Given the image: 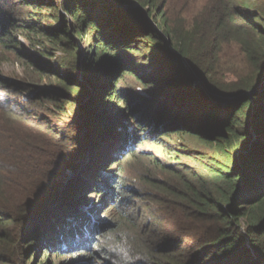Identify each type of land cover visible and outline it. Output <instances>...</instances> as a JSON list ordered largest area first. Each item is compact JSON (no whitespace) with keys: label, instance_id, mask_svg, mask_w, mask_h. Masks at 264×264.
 I'll list each match as a JSON object with an SVG mask.
<instances>
[{"label":"trees","instance_id":"1","mask_svg":"<svg viewBox=\"0 0 264 264\" xmlns=\"http://www.w3.org/2000/svg\"><path fill=\"white\" fill-rule=\"evenodd\" d=\"M14 2L34 11L27 12V23H17L9 19L10 13L0 3L1 48L13 44L12 50L20 54L14 48L13 31L40 32L32 26L34 17L39 15L38 20L42 21L48 16L58 21L63 12L82 24L75 31L70 27L71 33L82 41L75 44L65 27L43 28L54 35L48 41L59 46L70 60L63 59L59 69L51 70V77L46 71L26 66L34 75L31 83L10 84L0 75V90L16 91L15 101L9 95L0 101V143L7 145L13 138L24 146L15 157L10 155L9 164L0 156V169L15 170V180L0 170V187L20 190L21 201L27 206L22 213L8 216L0 205V262L32 263L41 252L43 261L33 264H54V256L63 259L59 264H115L114 257L100 250L99 242L105 230L119 226L134 230L141 238L140 252L147 257V264H264L262 9L248 7L245 2L237 5L234 0H215L188 37L179 39L165 20L166 0H117L115 4L111 0ZM35 10L54 13L46 15ZM233 40L239 44L252 72L248 78L236 79L227 86L215 81L217 64L213 59L225 42ZM132 52L147 59L141 57L136 64L125 60L123 54ZM146 62L154 68L153 73L139 75L135 69ZM103 65L108 71L114 70L102 72ZM64 67L65 72H59ZM125 76L134 78L151 98L119 90L117 85ZM48 78L54 79L56 86H45ZM40 85L45 87L39 88ZM36 91L37 96L31 99ZM25 94L32 105L38 104L55 119L42 117L36 108L24 107ZM190 106L192 111L188 110ZM33 123H57L55 126L62 131H68L72 124L85 123L74 125L71 133L87 128V134L92 132L95 139H100L102 132L111 131L109 135H113L117 147L114 155L107 158L102 154L103 146L93 145L97 158L91 159L86 182H81L74 197H70L74 199L72 205L64 204L63 209H58L54 221L45 224L40 233L31 234L28 226L15 234L9 228L23 225L24 218L36 211L45 198L50 196L49 202L56 201L57 196L51 194L59 188L47 170L59 157L52 158L44 152L42 161L52 159L38 164L32 143L37 144L34 141L40 136L39 124L35 128ZM17 129L29 136L20 140ZM172 136L194 139L209 147L214 155H189L201 163L189 172L154 162L167 176L146 178L140 192H129L122 181L123 158L137 157L138 147L150 140L165 147L164 137L170 142ZM105 145L109 146L108 142ZM72 148H77L75 142L69 143L68 149ZM24 152L34 153L32 162H23ZM110 162L116 171L105 169ZM87 190L119 209L114 222L104 230L88 223L104 205L92 206L89 214L76 207L82 205ZM159 223L163 225L157 226Z\"/></svg>","mask_w":264,"mask_h":264},{"label":"rangeland","instance_id":"2","mask_svg":"<svg viewBox=\"0 0 264 264\" xmlns=\"http://www.w3.org/2000/svg\"><path fill=\"white\" fill-rule=\"evenodd\" d=\"M214 1L215 0H166V8L164 9L166 15L165 20L168 22V25L171 27V29L175 31L174 33L179 39H186L188 37V34L194 30L196 23L199 21L201 22V17L206 12L207 7ZM111 2L115 4L117 0H111ZM242 2H245L248 7L262 9V11L264 12V0H234V3L237 5H240ZM0 3L10 13L9 19L17 23H27V20H29V18L27 17V12L34 11L32 9H26L28 8V6L23 7L19 6L18 4H14V0H0ZM35 12L40 11L35 10ZM40 13L49 15V13L54 12L42 10ZM47 17L48 16H46V18H43L42 21L38 20L39 15L34 17L35 24H33L32 26H34L40 32L30 33L22 29L13 31L12 38L15 40L16 45V47L14 46V48L18 49V51L21 52L20 54H18L16 50H12L13 44H10V47L8 48L0 47V75L3 76L4 79L9 81L10 84L19 82L31 83L32 79L30 77H33L34 75L27 71L26 66H34V69L46 71L48 77H51L53 73L51 70L53 68L59 69V65H61L63 59L70 60V56L65 55L63 51H61L59 46H57L53 42L48 41V39L50 37H54V35L52 33L48 34L46 31H44V29L52 27L55 30H60L62 27H65L67 28V30H69V33L72 34L70 31V27L71 30L75 31L76 28L80 29L82 24L72 21L68 17L67 12H63L58 15V21ZM53 33H55V31H53ZM71 36L74 42H76L75 44H81V39H78L76 36H74V34H72ZM170 45H172L171 41ZM123 55L125 60H132L131 62H133L134 64L140 62L142 58L147 59L146 56L142 57L141 55H138L134 52ZM213 60L217 64L215 81L219 82L222 85L228 86L229 83L239 78L246 79L252 72V68L247 64L245 56L243 55L239 44L235 40H233V42H225L222 45L220 52ZM139 66V68L135 69L137 70V73L139 75H148L149 73L151 74V72L153 73L152 70L154 68L150 67L151 65H149V62H146L144 66L142 64ZM101 67L103 69L102 72L108 71L106 70V65H103ZM64 69L65 67L63 69H60L59 72H65ZM112 69L113 68H110L108 72L112 71ZM55 84L56 81L54 79L48 78L44 85L56 86ZM44 85H40L38 87L44 88ZM200 85L202 88H204L201 83ZM117 88L121 91H124V93H138L143 97H147L149 99L151 98L149 94L144 90V88L140 86L134 78L128 76H125L119 81ZM15 92L16 91L13 88L0 90L1 103V99L6 100V95H9L10 99L15 101ZM22 94H24V92ZM37 94L38 91L33 94L31 99L36 97ZM90 94L92 93L90 92ZM90 96L91 95H89V98ZM22 97V99L24 100L25 98L26 101L24 102L26 103V106L24 107L29 106L31 107V109L36 108L42 117L49 116L46 111L42 110L38 106V104L32 105L28 95L25 94ZM188 110L192 111V106H190ZM155 115L156 113L153 114V117H155ZM49 119H55V117L49 116ZM80 120L82 122V117H80ZM33 124V127L35 128L39 124L37 133H39L40 136L37 140L34 141L37 144L32 143L34 150L36 151L35 154H37L38 164H46L50 162L54 156L59 157L55 161L52 169H50L46 165L47 170L49 171V176L51 177V180H53L52 182L56 181L59 184V188L58 192L55 191L53 192V194H51L53 196H57L56 201L52 199L51 201L53 202H49V200L51 199L50 196L49 198H45L36 211L24 218L23 222L21 223H24L23 225L20 226L19 224H17L9 228L10 231L14 232L15 234L19 230V228L25 230V228H27L28 226H30L31 228V234L34 235L40 233L45 224H47L49 221H54L55 214H58V209H63L64 204L72 205L74 199L70 197H74L73 194L75 193L78 185L81 182H86L89 177V173L91 172V170L87 171L89 165L91 164V159L93 161L97 158L95 155L96 152L93 151V145L103 146L102 154L105 157L107 156V158L114 155L113 152L117 147L116 140L113 139V135H109L111 131L102 132L100 139H95L94 133L91 134L92 132L87 134V128H83L81 131H77V133H71V131H74V125H85V123L72 124V128L68 125L70 127L68 131H62L61 129L58 130V127L55 126V124L57 123ZM170 125L171 124H169L168 126ZM110 128H112V126ZM238 131L240 130L238 129L237 132ZM17 133V136L20 140L29 136V133H26L22 129H17ZM165 138L166 137H164L163 139V144L165 147L154 144L150 140L148 142H143L140 147H138V150L136 151L137 157H133L130 159L123 158L122 166L124 169V174H122V181L126 183L128 189L130 190L129 192H134V190L132 189L140 192L143 188L142 185L146 184V178L163 179L167 176L164 171L159 170L155 167L156 165L154 162H160L164 165L173 166L179 171L189 172L190 169L198 168L201 165L199 161H195V159L189 158V155L196 156L200 153H204L207 157L214 155L213 151H210L209 147L202 143H198L194 139H191L189 137L188 140H184L181 139L180 136H172L169 137L170 142H168L169 140H166ZM103 139H106L105 142L102 141ZM70 142H75L77 144V148L68 149ZM107 142L109 146L105 148V144ZM20 147L24 149V146H21L20 142L13 141V138H9V142L7 143V145H2L0 143V156L6 158L7 160H5V162L9 164L10 155L11 157H15V155H18L21 150ZM183 147H185V149ZM108 149H110L109 153H107ZM169 150L182 151L183 154L179 155L177 152L170 153ZM44 152H46V155L52 157L50 158V160H48V162L42 161L41 159V156L45 155ZM24 153L25 156L23 162H32V156L34 155V153ZM39 154L41 155L39 156ZM177 156H179V161H177ZM102 159L103 157L100 158V160ZM97 160H99V158ZM178 162H180L181 165H178ZM93 163L94 162H92V164ZM108 168H112L111 172L117 170V167L113 168V162H110L109 165H106L105 169L108 170ZM0 170L15 180V170L11 172H7L4 169ZM83 176H85L84 179H82ZM3 182L8 183L4 180ZM67 189H71V191H66ZM91 193H93V190H87V196H85V198L81 200L82 205L76 207H79V210H81L83 213H86L84 211H87V214H89L91 210L88 212V209L92 208V206H94V208H99L100 206L104 205V209H100L99 212L95 211L96 215H94V217L88 221L90 225L93 224V228L104 230L105 228H107L108 223L114 222L119 209L112 203L110 204L105 202V199H101L98 194L94 195V193ZM132 197L129 198L131 203L133 199ZM21 199L23 198L21 197L20 190L13 192L12 190L8 191L4 187H0V205L4 210H6L8 216L17 215L20 211L22 213L26 210L27 206L23 205L24 202H22ZM157 216L158 218H160L159 215ZM149 217H151L153 220L157 219V217H154L152 215H150ZM162 225L163 224L159 223L157 226L161 227ZM40 253L37 258L32 259V263L27 264H33L35 261L42 262L43 253ZM52 260L54 264H59L63 259L54 256L52 257ZM0 264L8 263L0 262Z\"/></svg>","mask_w":264,"mask_h":264},{"label":"clouds","instance_id":"3","mask_svg":"<svg viewBox=\"0 0 264 264\" xmlns=\"http://www.w3.org/2000/svg\"><path fill=\"white\" fill-rule=\"evenodd\" d=\"M99 243L101 251L115 258V264H147V257L140 252L142 240L132 229L118 226L105 232Z\"/></svg>","mask_w":264,"mask_h":264},{"label":"water","instance_id":"4","mask_svg":"<svg viewBox=\"0 0 264 264\" xmlns=\"http://www.w3.org/2000/svg\"><path fill=\"white\" fill-rule=\"evenodd\" d=\"M168 43L170 44V41H169V40H168ZM197 83H199V84H200L201 82H200V81H197Z\"/></svg>","mask_w":264,"mask_h":264}]
</instances>
